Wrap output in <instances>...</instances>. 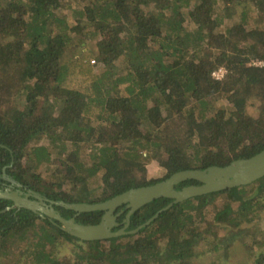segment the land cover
<instances>
[{
	"label": "trees",
	"instance_id": "trees-1",
	"mask_svg": "<svg viewBox=\"0 0 264 264\" xmlns=\"http://www.w3.org/2000/svg\"><path fill=\"white\" fill-rule=\"evenodd\" d=\"M263 149L264 0H0V175L65 220L60 202L104 203ZM171 202L135 211L126 231ZM0 264H264V177L102 241L0 199Z\"/></svg>",
	"mask_w": 264,
	"mask_h": 264
},
{
	"label": "water",
	"instance_id": "water-1",
	"mask_svg": "<svg viewBox=\"0 0 264 264\" xmlns=\"http://www.w3.org/2000/svg\"><path fill=\"white\" fill-rule=\"evenodd\" d=\"M264 177V149L249 159L237 160L230 165L220 167H210L206 170L182 171L171 175L168 179L152 186L131 189L117 197H114L100 204H64L59 206L73 211L75 216L65 220L53 209L54 202L46 200L39 195L30 192L25 196L17 192L0 191V199L12 202V208L17 210H28L40 214L41 217L56 220L62 226V230L72 237L82 241H102L117 238L125 234H136L140 229L149 225L164 211L173 205L188 199L220 192L222 190L249 185ZM12 182V180H9ZM185 181H196L200 185L188 186L175 190V187ZM13 183V182H12ZM33 198L31 200L29 196ZM170 199L165 208L156 213L145 224L135 230L126 231L129 227L130 216L145 205L160 199ZM125 205L128 211L121 224L116 222V218L122 213L115 215L117 209ZM10 208H7L9 210ZM100 211L103 212L99 224L95 226H84L75 222V217L81 213ZM120 227L113 231V228Z\"/></svg>",
	"mask_w": 264,
	"mask_h": 264
},
{
	"label": "flooded vegetation",
	"instance_id": "flooded-vegetation-1",
	"mask_svg": "<svg viewBox=\"0 0 264 264\" xmlns=\"http://www.w3.org/2000/svg\"><path fill=\"white\" fill-rule=\"evenodd\" d=\"M9 180H12V179H10L9 177L6 176L5 169L3 168L1 175H0V191H2V192H4V191L17 192V193L21 194V196H25L26 194L30 193L27 190H21L20 185L16 184L13 180H12L13 183L10 182ZM29 198H32L31 195L29 196ZM5 201H7V200H5ZM122 213H123V210H122ZM36 214H38V213H36ZM38 215L40 216V214H38Z\"/></svg>",
	"mask_w": 264,
	"mask_h": 264
},
{
	"label": "built area",
	"instance_id": "built-area-1",
	"mask_svg": "<svg viewBox=\"0 0 264 264\" xmlns=\"http://www.w3.org/2000/svg\"><path fill=\"white\" fill-rule=\"evenodd\" d=\"M91 64L94 65L96 63H95V61H92ZM252 65L255 66V67H258V66H261V63L260 62H257V61H254L252 63ZM225 74H226V70L223 69V68H219V69L215 70L212 73V78L214 80H216V81H220V80H222L224 78Z\"/></svg>",
	"mask_w": 264,
	"mask_h": 264
},
{
	"label": "rangeland",
	"instance_id": "rangeland-1",
	"mask_svg": "<svg viewBox=\"0 0 264 264\" xmlns=\"http://www.w3.org/2000/svg\"><path fill=\"white\" fill-rule=\"evenodd\" d=\"M161 175V172L158 171L156 168H154L153 166L149 167V177L150 178H157Z\"/></svg>",
	"mask_w": 264,
	"mask_h": 264
},
{
	"label": "clouds",
	"instance_id": "clouds-1",
	"mask_svg": "<svg viewBox=\"0 0 264 264\" xmlns=\"http://www.w3.org/2000/svg\"><path fill=\"white\" fill-rule=\"evenodd\" d=\"M92 62V61H91Z\"/></svg>",
	"mask_w": 264,
	"mask_h": 264
}]
</instances>
